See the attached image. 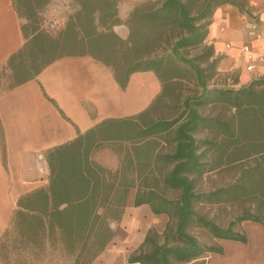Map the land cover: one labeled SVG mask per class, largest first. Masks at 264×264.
I'll return each instance as SVG.
<instances>
[{
  "label": "trees",
  "instance_id": "1",
  "mask_svg": "<svg viewBox=\"0 0 264 264\" xmlns=\"http://www.w3.org/2000/svg\"><path fill=\"white\" fill-rule=\"evenodd\" d=\"M48 1L14 0L15 9L26 19L22 29L27 39L9 60L18 84L35 78L59 57L91 55L112 68L122 88H126L132 73L154 71L163 84L158 104L178 77L196 79L202 90L185 97L179 114L170 119L146 121V112L108 119L52 149L48 153L49 185L19 199L10 228L0 239V255L7 259L12 248L22 258L19 264L44 259L51 264H91L114 238L111 222L121 218L135 187V205L148 203L156 214L165 213L175 219V224L167 225L162 244L158 243V233L150 230L131 261L177 264L195 260L196 264H205L199 259L206 254L223 253L221 246L209 245L192 234L194 228L213 238L247 242L237 226L247 220L264 225V76L239 89L234 87L238 77L230 74H224L229 80L217 81L215 77L222 75L218 70L220 57L215 56L206 38L219 7L231 4L252 17L248 1L203 0L194 15L185 0L142 2L126 20L130 29L127 39L114 30L122 23L119 0H76L80 8L57 36L38 25L39 14ZM191 48L205 50L198 56L199 61L183 53ZM216 107L229 114L207 111ZM118 139L134 145L137 168L129 152L128 162L117 170L93 160L94 152L104 142ZM161 141L172 146L171 152L157 150L152 156L150 150ZM210 152L217 155L213 164L207 159ZM222 166L240 167L235 182L215 190H196V182L203 175ZM130 171L137 173L141 183L136 184L137 177L130 178ZM151 179L179 191V197L163 196L149 184ZM252 197L258 202L256 211L243 210L227 227L198 210L201 204ZM13 237L14 243L8 244L6 241Z\"/></svg>",
  "mask_w": 264,
  "mask_h": 264
},
{
  "label": "crops",
  "instance_id": "2",
  "mask_svg": "<svg viewBox=\"0 0 264 264\" xmlns=\"http://www.w3.org/2000/svg\"><path fill=\"white\" fill-rule=\"evenodd\" d=\"M247 1L252 17L234 5H223L215 11L206 38L215 56L220 57L219 72L238 77L236 89L264 76V0ZM138 3V0H119L122 23L114 26V30L123 39L130 35L126 20ZM79 8L76 0H49L47 22L64 25ZM249 20L257 21L259 37L248 34ZM25 23L26 19L14 7V0H0V71L9 65L14 72L9 60L27 42L22 29ZM162 91L163 84L152 70L132 73L126 88H122L112 68L93 56L65 55L45 66L35 78L1 92L0 237L10 228L19 199L48 187V153L52 149L75 140L108 119L136 117L143 112L146 121L159 119L150 114ZM166 146L161 141L150 150L152 156ZM133 148L129 141L109 140L92 158L105 168L117 170L128 162L129 152L137 168L138 156ZM151 163L156 167L154 161ZM136 184H139L137 180ZM136 193L137 187L131 189L121 218L111 222L114 238L91 264L130 262L146 242L150 230L158 233L159 244L164 243L161 238L170 216L156 214L148 203L135 205ZM211 240L207 242L209 245L222 247L221 242L226 239L211 237ZM213 254L217 253L210 252L199 260L211 264ZM177 264H196V261Z\"/></svg>",
  "mask_w": 264,
  "mask_h": 264
},
{
  "label": "rangeland",
  "instance_id": "3",
  "mask_svg": "<svg viewBox=\"0 0 264 264\" xmlns=\"http://www.w3.org/2000/svg\"><path fill=\"white\" fill-rule=\"evenodd\" d=\"M152 0H138V4L142 2H147ZM189 3L191 13L194 15L197 12V9L201 5L203 0H185ZM137 4V5H138ZM47 10L46 6L39 14V23L40 28L52 36H57L60 31L66 26L55 23V25L51 22H47L46 16ZM48 16L49 13H47ZM180 30L176 29L178 33ZM175 33V32H174ZM167 49V48H166ZM205 50L198 48H191L183 51V53L188 58H195L197 61L200 60V56ZM163 51L159 50L158 53L162 54ZM167 54V53H166ZM221 76H216L215 79L219 82H223L224 80H229L225 73H221ZM234 76V75H232ZM18 77L14 74V72L10 69L9 65H7L3 70L0 71V93L10 89L14 85L17 84ZM213 80L210 81V84H213ZM202 88L196 79H192L191 77H178L176 80L172 81L167 87L165 91V98L167 100L163 101L161 104H157L151 112L150 116L154 119L156 118H167L173 117L176 114H179L183 100L187 96H191L201 92ZM207 111H213L215 113L221 114H229V111H225L220 107L216 108H208ZM225 111V112H224ZM119 146V145H118ZM172 146L167 145L166 147L161 148L162 152L171 151ZM123 152V151H122ZM125 152V151H124ZM217 155L209 153L207 159L211 160V164H213L216 160ZM160 166V165H159ZM240 173L239 166H222L216 168L214 171L206 173L196 182V190L197 191H210L215 190L223 186H227L232 184L237 180ZM131 179H135L137 177V173L134 171H130L129 174ZM139 183L140 177L138 176L136 179ZM151 186H155L163 196L167 198H178L179 191L172 190L169 188H165L162 185L158 184L155 179H151L149 181ZM258 207V202L252 198H243L231 203H217L212 205L201 204L198 206V210L206 215L207 218L214 220L222 227H227L228 224L234 220L240 213H242L245 209H250L255 212ZM175 219L171 218L168 221V224L171 223V226H174ZM237 229H240V232L244 233L247 236V242H238L234 240H223L221 242L223 247V253L213 254L211 264H264V225L260 223H256L253 221H244L240 226H237ZM190 232L196 236H198L204 242H211V237L207 232L202 229H192ZM2 237V236H1ZM0 237V239H1ZM161 241H164V236H162ZM160 239V237H159ZM2 240V239H1ZM0 240V241H1ZM15 238H11L6 241L8 244H13ZM9 257L5 259L0 255V264H19L22 262V258L16 254V251L9 248ZM21 260V261H20ZM58 262V261H57ZM35 264H51V262L47 260H42V262ZM59 264H73L70 261H59Z\"/></svg>",
  "mask_w": 264,
  "mask_h": 264
},
{
  "label": "built area",
  "instance_id": "4",
  "mask_svg": "<svg viewBox=\"0 0 264 264\" xmlns=\"http://www.w3.org/2000/svg\"><path fill=\"white\" fill-rule=\"evenodd\" d=\"M247 29H248V34L254 37H259V32H258V24L256 20H249L246 23ZM246 49V48H243ZM249 69H252V66L249 67ZM125 264H142L139 261H130Z\"/></svg>",
  "mask_w": 264,
  "mask_h": 264
}]
</instances>
